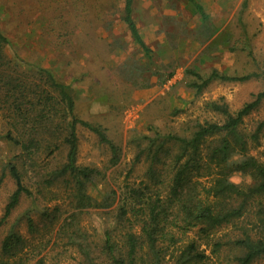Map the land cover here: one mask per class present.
<instances>
[{
  "label": "rangeland",
  "instance_id": "1",
  "mask_svg": "<svg viewBox=\"0 0 264 264\" xmlns=\"http://www.w3.org/2000/svg\"><path fill=\"white\" fill-rule=\"evenodd\" d=\"M195 1L208 16L206 22H201L186 0H133L132 18L146 53L123 22L124 0H0V28L8 41L4 48L7 75L26 84H40L41 97L50 93L55 102L57 94L39 70L48 71L71 95L75 117L99 128L117 149L113 161L107 144L89 129L77 127L76 164L95 171L83 189L92 206L77 208L79 180L83 179L55 175L65 163L67 148L38 153L34 161L24 156L9 138L31 128L14 108L17 102H27L21 96L25 92L10 86L4 98L0 91V248L10 233L23 239V244L15 246L19 253L12 261L104 262L105 232L112 230L119 239L129 227L135 228L130 225L132 218L119 225L116 218L130 188L149 184L147 178L157 183L150 189L154 194L164 195L171 186L181 148L177 143L160 145V138H190L198 125L221 124L224 116L213 111L212 104L224 105L234 114L264 91V0ZM213 72L252 77L246 81L211 79L200 90L192 86ZM20 110L26 109L22 105ZM61 114L56 107L48 127L56 141L62 131ZM263 118L264 99L244 118L243 126L250 130ZM250 154L264 163V138ZM240 159L235 155L230 161ZM11 164L30 194H22L6 215L15 190ZM229 181L239 186L252 183L242 174L232 175ZM95 202L110 206L96 207ZM246 223L228 225L208 239L197 237L195 231L176 233L175 243L156 245L158 264H177L190 242L206 256L203 264H237L234 258L241 252L228 240L237 237V226ZM216 242L222 247L212 253ZM145 252L141 254L151 264L152 256L148 259Z\"/></svg>",
  "mask_w": 264,
  "mask_h": 264
},
{
  "label": "trees",
  "instance_id": "2",
  "mask_svg": "<svg viewBox=\"0 0 264 264\" xmlns=\"http://www.w3.org/2000/svg\"><path fill=\"white\" fill-rule=\"evenodd\" d=\"M199 16L201 22H206L208 16L203 7L195 0H186ZM133 0H124L123 22L127 26L133 41L144 52L148 53L140 38L135 22L132 18ZM8 44L7 38L0 28V91L7 98L10 90L25 92L26 103L17 102L14 108L18 115L23 117V124L31 127L28 133L23 132L17 138H9L21 149V153L29 160L34 161L38 153L52 154L61 146L67 148L64 165L55 172L56 177L70 175L79 180L80 198L77 208L92 206L91 197L84 194V182L91 183L90 176L95 173L89 168H81L76 164L78 126L85 127L95 133L101 142L108 145L112 160L116 161L117 149L104 136L103 132L92 127L86 122L78 120L74 115V101L67 92L66 87L55 81L46 70H39L45 84L52 88L56 94L55 102L51 96L40 95V84H26L14 80L7 75V62L4 57V48ZM197 79L200 76L189 72ZM252 75L242 77H228L213 72L201 84H192L200 90L211 79L223 81H246ZM13 84V85H12ZM45 92V91H44ZM47 93V92H46ZM51 95V94H50ZM35 98V101H34ZM264 99V91L258 93L255 99L244 105L234 114H230L224 105L212 104L211 109L224 116V121L218 123H204L197 126V130L190 138H181L175 135L162 136L161 144L167 142L180 145L181 152L175 157L177 166L172 178L171 186L162 195L150 190L156 188L154 178H147L149 184L141 183V187L130 188L116 215L117 224L123 220L134 222L124 232L121 238L115 239L112 230L105 232L102 246L101 264H147L142 256V251L147 249L145 256H152L151 264H158L159 255L156 245L159 242L173 244L178 238L176 233L187 234L195 231L197 237L208 239L217 230L236 222L245 225L237 226L239 234L228 243L235 251L241 254L235 256L237 264H254L256 261L264 262V163L251 151L261 147L264 138V118L247 130L244 118L249 117L258 109ZM27 106H26V105ZM26 110L21 113L20 107ZM60 108L61 133L57 135L49 130L52 124L51 116ZM50 118V119H49ZM21 137L23 140H18ZM55 137V139H54ZM156 151L154 157H156ZM240 156L238 162H231L233 156ZM9 174L14 180L15 190L10 196L5 213L8 215L16 206L22 194L29 195L28 189L23 185L17 167L9 165ZM234 174L250 177L251 185L239 186L229 181ZM82 177V178H78ZM96 203V207H109L110 204ZM130 215V216H128ZM18 243L23 244V239L15 234H8L1 243L0 264H24L22 259L12 261L19 253L16 250ZM216 253L222 244H213ZM206 256L197 252L195 243L190 242L186 249L177 258V264H203Z\"/></svg>",
  "mask_w": 264,
  "mask_h": 264
}]
</instances>
